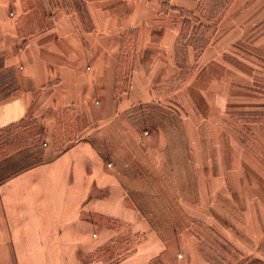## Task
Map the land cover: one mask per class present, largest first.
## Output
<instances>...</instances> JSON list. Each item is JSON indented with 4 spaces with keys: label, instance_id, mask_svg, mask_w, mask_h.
Masks as SVG:
<instances>
[{
    "label": "crops",
    "instance_id": "obj_1",
    "mask_svg": "<svg viewBox=\"0 0 264 264\" xmlns=\"http://www.w3.org/2000/svg\"><path fill=\"white\" fill-rule=\"evenodd\" d=\"M177 1L0 0V75L20 79L18 89L0 98V133L34 109H54L64 112L63 123L81 135L61 151L47 144L43 163L0 185V264H102L83 254L96 253L120 231L110 222L132 224L135 236L144 233L145 218L132 208L131 190L165 188L173 194L190 189L192 177L181 173L190 174L194 165L204 201L233 206L232 214L217 208L234 223L235 232L224 233L231 247L238 253H264L263 160H248L237 149L222 147L223 132L201 131L194 145L192 114L198 108L192 103L184 106L180 123L171 126L166 150L156 147V133L144 135V112L162 106H154L153 99L164 84L154 78L171 76L170 65L153 69L145 64V54L158 44L162 51L157 55L175 63L182 13L166 3ZM131 40L138 49L125 55L120 46ZM101 134L108 136V163L97 143ZM212 139L218 142L215 150ZM144 155L154 163L150 185L143 183V169L125 164L127 157L142 163ZM167 156L183 161L170 163ZM242 221L248 222L244 236L235 230L244 226ZM241 237L248 242H239ZM165 248L138 244L114 264H160ZM192 249L185 248L186 253Z\"/></svg>",
    "mask_w": 264,
    "mask_h": 264
},
{
    "label": "rangeland",
    "instance_id": "obj_2",
    "mask_svg": "<svg viewBox=\"0 0 264 264\" xmlns=\"http://www.w3.org/2000/svg\"><path fill=\"white\" fill-rule=\"evenodd\" d=\"M166 4L182 13H177L182 28L178 33L175 63L163 61L161 55H157L162 51L158 44H153V53L145 54L146 65L156 70L170 65L171 76L154 78L164 84L161 85L162 92L154 94V101L152 94L147 95L155 102L154 106H162L153 110L150 104V109L144 112V135L156 133L159 136L156 147L166 150L171 141L164 139L171 134V126L180 123L184 106L192 103L198 108V111L193 108L192 114L194 145L198 146L201 131L223 132L227 137L222 140V147L227 145L248 160L264 162V0H178L172 5ZM184 4L191 11L178 8ZM130 33L134 35L135 32ZM120 47L125 55H132L138 49L133 41ZM139 50L142 51V46ZM131 65L126 67L129 69ZM19 82L18 75L1 72L0 98L18 89ZM62 119L64 112L34 109L33 114L0 133V185L13 175L43 163L47 144L51 143L61 151L81 137L78 130H73V125L63 123ZM115 136L120 135L116 132ZM99 139L97 143L106 153L108 163V136L101 134ZM216 143L212 139L214 150ZM167 157L166 161L170 163L175 159L178 164L180 159L183 161L180 157ZM134 158H125V164L128 162L129 166L143 169L140 173L143 183L152 184L149 182L152 179L149 171L154 164L152 158L144 155L142 163L137 159L133 161ZM193 161H196L195 157ZM184 167L187 168L188 163ZM197 168L194 165L190 174L181 173L183 178L192 177L190 189H176L173 194L165 188L131 190L132 208H138L145 218L144 233L135 236L132 224L112 221L110 225L120 231L108 236L105 245L96 253L83 254L86 260L114 264L128 255L127 251L135 245L160 244L167 247L159 254V257H165L160 264H264V253L249 254L242 250L238 253L231 247L224 233H234V223L225 221L223 210L218 213L217 208L220 205L226 209L224 212L232 214L233 206L214 200L204 201L201 174ZM208 209L209 221L206 219ZM100 223L108 226V221L101 220ZM247 223L244 221V226L235 230L244 236ZM242 239L248 242L245 237L238 241L243 243ZM187 247L194 249L187 254Z\"/></svg>",
    "mask_w": 264,
    "mask_h": 264
}]
</instances>
